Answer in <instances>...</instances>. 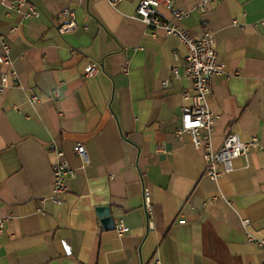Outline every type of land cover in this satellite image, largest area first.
<instances>
[{
  "label": "crops",
  "instance_id": "1",
  "mask_svg": "<svg viewBox=\"0 0 264 264\" xmlns=\"http://www.w3.org/2000/svg\"><path fill=\"white\" fill-rule=\"evenodd\" d=\"M27 2L37 15L0 11L19 81L0 93V264H263L247 233L264 238V0H176L189 12L182 27L213 32L223 65L212 80L214 148L232 130L263 145L230 172L221 163L218 180L190 133L178 135L193 88L173 68L187 48L136 16L140 0ZM159 12L172 18L169 6ZM92 62L100 69L86 77ZM51 145L76 170L61 203ZM99 206L129 231L106 229Z\"/></svg>",
  "mask_w": 264,
  "mask_h": 264
},
{
  "label": "built area",
  "instance_id": "2",
  "mask_svg": "<svg viewBox=\"0 0 264 264\" xmlns=\"http://www.w3.org/2000/svg\"><path fill=\"white\" fill-rule=\"evenodd\" d=\"M118 1L110 0L113 5ZM208 1L212 0H201L200 5H204ZM162 5L171 8V19H166L159 12V8ZM4 7L15 10L26 17H33L38 14V10L29 5L27 0H11V2L0 0V11ZM136 13V16L149 27L163 29L167 35H176L187 48L183 63L173 68V73L176 77L180 76L181 73L189 77L193 88L192 93L185 95V98L193 100V105L184 109L178 135H181L183 132L190 133L196 149L203 151L206 160V175L213 180H218L222 175L219 169L221 163L224 164L225 170L230 172L233 170L234 159L239 157L247 158L251 151L262 149L263 145L257 136L244 140L238 132L232 130L227 134L223 145L219 149L214 148L213 133L221 115L211 109L212 80L214 75L220 73L223 69V65L219 62L215 36L211 30H206L200 34H191L186 28L182 27L181 21L189 15V12L176 8V0H140ZM63 14L73 16L74 11L72 9H65ZM262 24H264V20ZM73 25H75L74 22L65 24L62 26V29L72 27ZM153 35L156 36L155 33ZM0 38V64L7 67L1 74V93L12 84L17 85L19 81L18 72L13 67L11 45L4 35L1 34ZM99 69L100 63L92 62L86 67L84 76H94ZM129 69L128 63L123 66V71L129 72ZM10 77L13 79L12 81ZM168 83L169 80L164 82L165 85H168ZM31 100L36 102L38 101V97L33 96ZM50 150H52L56 157L53 162V197L57 203H61V197L69 190L67 180L69 177L75 176L76 170L71 167L64 150L56 145H51ZM75 153L88 162L87 148L83 143L78 142L75 144ZM144 194L146 209L151 214L152 202L149 188H145ZM249 223L248 219L244 221L245 226H248ZM6 224L7 219H0V234L5 231ZM116 228L120 235L129 231V226L124 221H120L116 225ZM247 235L249 241H255L260 247H264V238L259 239L249 231ZM157 264H161V262L157 261Z\"/></svg>",
  "mask_w": 264,
  "mask_h": 264
},
{
  "label": "water",
  "instance_id": "3",
  "mask_svg": "<svg viewBox=\"0 0 264 264\" xmlns=\"http://www.w3.org/2000/svg\"><path fill=\"white\" fill-rule=\"evenodd\" d=\"M96 211L106 229L116 228V222L109 206H99Z\"/></svg>",
  "mask_w": 264,
  "mask_h": 264
}]
</instances>
